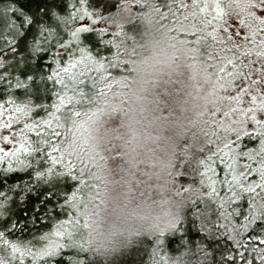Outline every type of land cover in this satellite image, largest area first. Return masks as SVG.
I'll use <instances>...</instances> for the list:
<instances>
[{"label":"clouds","instance_id":"9594fccd","mask_svg":"<svg viewBox=\"0 0 264 264\" xmlns=\"http://www.w3.org/2000/svg\"><path fill=\"white\" fill-rule=\"evenodd\" d=\"M168 2L120 0L103 21L125 33L116 83L76 106L80 115L62 129V149L84 164L90 227L83 232V254L98 258L96 264H125L122 258L147 240L180 231L198 204L207 233L211 204L197 162L229 141L248 154V166H239L245 185L260 186L241 195L264 212V126L258 135H245L252 132L250 121L234 111L246 73L264 87V0H217L221 16L210 12L186 21L163 17L156 5ZM232 59L240 63L229 72ZM184 243L179 254H165L167 264H214L210 251H200L203 245Z\"/></svg>","mask_w":264,"mask_h":264},{"label":"snow or ice","instance_id":"6c2138e0","mask_svg":"<svg viewBox=\"0 0 264 264\" xmlns=\"http://www.w3.org/2000/svg\"><path fill=\"white\" fill-rule=\"evenodd\" d=\"M210 2L215 8H210ZM35 5L31 14L15 0L0 8V53L7 48L15 57L9 63L0 56V82L7 80L8 87L7 98L0 102V264H65V254L71 252L75 256H69L66 264H87L79 256L87 251L83 232L90 227L84 191L88 181L83 162L73 161L62 149L61 137L66 122L80 115L76 106L103 95L116 83L112 70L120 62L124 30L95 26L115 14L120 0H35ZM156 9L165 19L171 15L185 21L210 12L222 15L217 0H170ZM85 20L90 23L79 24ZM210 38L215 40V33ZM104 50L109 54L104 55ZM45 54L50 56L48 72L37 63ZM239 63L230 60L228 71ZM49 91L55 97L51 104L45 102ZM234 99V111H242L250 121L252 132L245 135H258L257 129L264 126L260 80L248 79L246 73ZM248 158L243 144L233 140L197 162L199 182L211 204L213 222L207 234L221 232L234 246L235 254L229 253L224 264H235L237 257L243 264H254V260L264 264V212L256 211L250 199L244 207L241 195L255 194L260 187L243 182L239 166L247 167L244 161ZM217 164L224 167L222 179ZM34 197L40 202L34 203ZM17 200L32 209L27 223L36 231L28 240L15 236L23 234L26 224L18 226L9 218L15 215ZM38 219L44 225L51 221L52 226L38 228ZM164 243V238L156 240L152 264H167V256L160 252ZM200 251L208 254L203 246Z\"/></svg>","mask_w":264,"mask_h":264},{"label":"trees","instance_id":"16d2710c","mask_svg":"<svg viewBox=\"0 0 264 264\" xmlns=\"http://www.w3.org/2000/svg\"><path fill=\"white\" fill-rule=\"evenodd\" d=\"M8 0H0V8H2ZM17 6L22 8L24 11L29 12L31 14L32 11L35 10V0H15ZM115 9H113L114 11ZM167 9H165L166 11ZM174 19V18H173ZM0 31H3V24H0ZM88 35V34H85ZM111 38V37H109ZM2 40H0V45H2ZM6 53V55H5ZM104 55H108V51L104 50ZM0 56H3L9 63H14L15 57L12 55L11 50L5 48L4 53H0ZM50 59L49 54H45L42 56L37 63L42 67L44 72H48L50 65L48 63ZM0 71H3L0 69ZM113 71V70H112ZM52 86L49 84V89L51 90ZM91 94V92H90ZM18 96H21L22 93L20 91L17 92ZM8 96V87H7V80L0 82V102H3ZM55 99L54 96L51 95V91L45 97V102L51 104ZM90 100L84 101L82 104L87 105ZM43 115V113H41ZM245 142H247L245 140ZM217 171L220 174V178H223L224 167L223 165L217 164ZM15 177H13L14 179ZM12 181L9 180V183ZM34 203H39L40 201L33 198ZM18 207L15 208V215L10 216V219H14L17 225L26 224V230L21 235L20 232L15 233L16 237H19L24 240H28L32 237V234L36 231V228L32 226L31 223H27L31 217L32 209L21 205L19 200H17ZM243 206L247 207V200L243 201ZM202 205H197L196 209H192V214L189 216L188 220L181 224L180 231L177 233L168 235L164 237L165 243L160 249L161 255H177L183 251L185 247V241L192 245L193 248L197 247L198 245H203L207 247V250L212 253V259L214 264H224V260L226 259L229 253L235 254L234 246L230 240L227 239L226 236L221 235V232L215 231V235L209 236L206 232L202 231L201 222L197 219L196 212L197 209L202 208ZM63 218V214L61 217ZM215 219V216H213ZM52 226V222L49 221L48 225H44L38 219L36 221V227L47 230ZM27 229H31L28 231ZM252 234L250 233L249 236ZM258 243V242H257ZM156 247V240H147L142 246H139L133 253L129 256L123 257L125 264H152L154 259L152 255V249ZM242 251V250H241ZM246 256L251 258L249 253H245ZM69 256H75V252L66 253L64 257L65 264ZM158 258V257H157ZM79 259L85 260L87 264H96L98 258L91 257L87 254H80ZM235 264H243L238 257L236 259ZM254 264H259L258 261L254 260Z\"/></svg>","mask_w":264,"mask_h":264},{"label":"rangeland","instance_id":"374dc122","mask_svg":"<svg viewBox=\"0 0 264 264\" xmlns=\"http://www.w3.org/2000/svg\"><path fill=\"white\" fill-rule=\"evenodd\" d=\"M90 22L89 21H87V20H85V21H80L79 22V24H89ZM95 27H104V25L103 24H100V25H97V26H95ZM1 29V28H0Z\"/></svg>","mask_w":264,"mask_h":264}]
</instances>
